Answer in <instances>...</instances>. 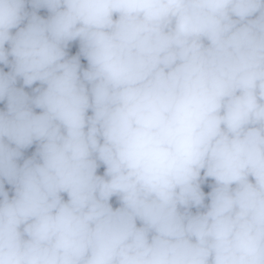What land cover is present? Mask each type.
I'll use <instances>...</instances> for the list:
<instances>
[{
    "label": "clouds",
    "instance_id": "obj_1",
    "mask_svg": "<svg viewBox=\"0 0 264 264\" xmlns=\"http://www.w3.org/2000/svg\"><path fill=\"white\" fill-rule=\"evenodd\" d=\"M0 264H264V0H0Z\"/></svg>",
    "mask_w": 264,
    "mask_h": 264
}]
</instances>
